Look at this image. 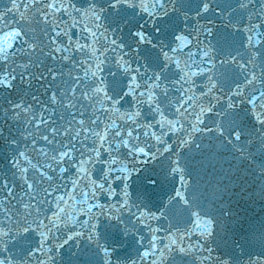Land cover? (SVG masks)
Listing matches in <instances>:
<instances>
[{
  "label": "snow or ice",
  "instance_id": "1",
  "mask_svg": "<svg viewBox=\"0 0 264 264\" xmlns=\"http://www.w3.org/2000/svg\"><path fill=\"white\" fill-rule=\"evenodd\" d=\"M217 157L264 195V0L0 2V264H264Z\"/></svg>",
  "mask_w": 264,
  "mask_h": 264
},
{
  "label": "water",
  "instance_id": "2",
  "mask_svg": "<svg viewBox=\"0 0 264 264\" xmlns=\"http://www.w3.org/2000/svg\"><path fill=\"white\" fill-rule=\"evenodd\" d=\"M202 190L203 189L194 192L193 195L195 196L196 194L200 193ZM249 200H252L253 203L248 202ZM263 200H264V195L261 194V191L257 190V192H255L254 194H248V196L244 198L245 202L240 203V206L236 210V212H239L240 216H242L245 209V212L249 216V222L246 225V228H251L256 230L255 229L256 227L260 228L261 224L264 223Z\"/></svg>",
  "mask_w": 264,
  "mask_h": 264
}]
</instances>
